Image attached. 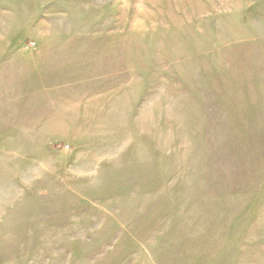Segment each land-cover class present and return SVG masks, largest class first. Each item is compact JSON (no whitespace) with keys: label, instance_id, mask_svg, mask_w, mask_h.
I'll return each mask as SVG.
<instances>
[{"label":"rangeland","instance_id":"rangeland-1","mask_svg":"<svg viewBox=\"0 0 264 264\" xmlns=\"http://www.w3.org/2000/svg\"><path fill=\"white\" fill-rule=\"evenodd\" d=\"M0 264H264V0H0Z\"/></svg>","mask_w":264,"mask_h":264}]
</instances>
